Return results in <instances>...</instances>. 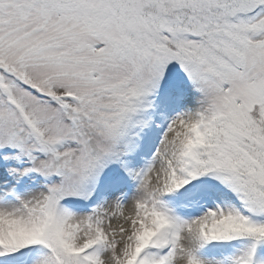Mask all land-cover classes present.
<instances>
[{
	"label": "snow or ice",
	"instance_id": "1",
	"mask_svg": "<svg viewBox=\"0 0 264 264\" xmlns=\"http://www.w3.org/2000/svg\"><path fill=\"white\" fill-rule=\"evenodd\" d=\"M0 264H264V0H0Z\"/></svg>",
	"mask_w": 264,
	"mask_h": 264
}]
</instances>
